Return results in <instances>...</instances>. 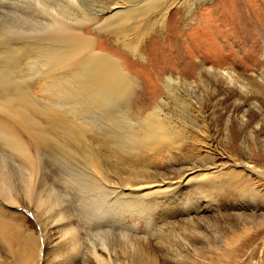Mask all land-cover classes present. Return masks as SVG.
Segmentation results:
<instances>
[{"label":"rangeland","instance_id":"obj_1","mask_svg":"<svg viewBox=\"0 0 264 264\" xmlns=\"http://www.w3.org/2000/svg\"><path fill=\"white\" fill-rule=\"evenodd\" d=\"M1 1L0 13L21 10L17 7L19 0ZM195 2L189 18L172 8L167 25L155 27L144 35L138 50H134L138 37L135 39L133 31L127 37L107 33L103 16L77 24L81 32L92 38L96 52L117 60L124 72L123 81L131 80L127 115L143 116L158 105L160 117L182 128L184 134L180 145L176 144L170 153L139 150L138 154L129 151L121 154L113 149L117 145L109 136L98 129L105 123L96 109L84 113V117L76 116L77 124L92 128L87 138L93 139V143L87 145L86 154L99 152L105 162L117 165L122 177L129 178L133 185L160 186L161 196L171 197L173 191L177 195L172 197L165 215L159 214L161 210L153 212L148 224L135 219L139 224L136 232L111 225L113 231L105 234L109 252L99 248L96 231L88 233L85 220L75 213L76 209L82 210L80 204L66 199L71 205L66 215L81 236L82 253L77 255L79 262L75 263L85 264L84 259L88 258V264H95L87 256L91 244H95L97 252L111 258V264H264V255L257 248L264 238V219L258 221L252 217L254 213L264 214V176L250 173L244 167L264 171V0ZM87 9L91 14L97 11L89 4ZM200 66L233 68L246 86L229 85L223 80L214 83L204 75L201 84L197 77ZM176 77L185 83L179 85V91L170 92L169 79ZM44 90L36 87L35 92L45 94ZM120 103V98H113L107 110L112 120L105 132L111 129L110 132L118 134L120 127L115 123L123 114ZM76 112L77 109H72L70 114ZM61 154L58 151L57 164L50 167L44 161L50 184L64 178L83 184L78 180L84 173V155H76L71 166ZM211 171L220 174L208 183L219 189L212 195L196 189L204 173ZM230 183L246 185L243 196L230 195ZM57 189L64 190V185ZM89 193L93 196L95 190ZM72 194L84 199L79 190H72ZM193 205L196 210L186 214L185 209L190 210ZM8 216L20 225L21 237L32 230L38 236L31 211L19 207L8 212ZM257 233L262 237L254 240ZM132 240L140 247V251L135 249L137 253L130 247ZM251 253L255 255L251 257Z\"/></svg>","mask_w":264,"mask_h":264},{"label":"bare ground","instance_id":"obj_2","mask_svg":"<svg viewBox=\"0 0 264 264\" xmlns=\"http://www.w3.org/2000/svg\"><path fill=\"white\" fill-rule=\"evenodd\" d=\"M195 1L19 0L16 6H20V11L0 13V264H78L75 261L82 253L81 236L66 215L71 207L66 199L80 204L82 210L76 209L75 213L85 220L88 233L96 231L99 248L106 252L109 250L105 234L108 230L109 233L111 229L113 231L115 225L136 232L139 224L135 219L148 224V217L153 212L161 210V216L166 214L165 209L177 195L176 191L166 197L161 196L163 189L160 186L158 189L157 186L133 185L129 178L122 177L117 165L105 162L99 152L86 154L87 145L93 143V139L87 138L92 128L84 123L77 124L76 116L96 109L100 120L105 123L98 129L109 136L117 145L113 149L121 154L128 151L138 154L139 150L151 154L162 150L170 153L176 144L179 146L182 142L183 130L160 117L158 105L143 116L133 118L127 115L131 80L123 81L124 72L117 60L96 52L92 38L81 32L77 24L103 16L105 32L127 37L131 35L129 31H133L135 39L138 37L134 41V50H138L144 35L155 27L167 25L172 8L189 18L195 10ZM88 4L97 11L89 13ZM199 68L197 77L201 84H204L201 78L204 75L214 83L223 80L229 85L246 86L233 68ZM169 80L170 92L179 91V85L185 83L180 77ZM36 87L45 89L46 93H36ZM113 98H120L123 108L122 119L115 123L120 127L118 134L110 132L111 129L105 132L112 120L107 110ZM72 109L77 112L70 114ZM58 151H62L61 156L71 166L76 155H84V173L78 180L84 185L70 178L50 184L46 175L49 169L46 168L57 164L55 156ZM244 167L250 173L264 176L261 169ZM219 175L217 171L204 173L196 189L206 194L216 193L219 189L208 183ZM60 184L64 185V190L57 189ZM91 189L95 190L93 196L89 193ZM229 189L232 191L230 195L243 196L246 185L230 183ZM72 190H79L84 199L72 194ZM195 205L190 210L185 209V213L195 211ZM19 207L31 211L38 236L32 230L21 237L20 225L8 216V212ZM95 216L97 221H94ZM252 217L260 221L264 214L254 213ZM261 237L257 233L254 240ZM91 246L87 256L92 262L111 264V258H104L97 252L95 244ZM130 247L133 252L140 251L133 240ZM258 247L264 255V238L258 242ZM87 260L84 259L85 264L90 262Z\"/></svg>","mask_w":264,"mask_h":264}]
</instances>
